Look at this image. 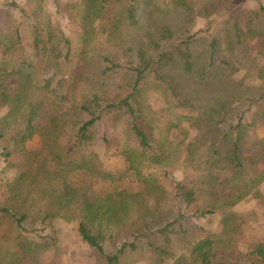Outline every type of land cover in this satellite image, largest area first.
I'll use <instances>...</instances> for the list:
<instances>
[{
	"label": "trees",
	"instance_id": "16d2710c",
	"mask_svg": "<svg viewBox=\"0 0 264 264\" xmlns=\"http://www.w3.org/2000/svg\"><path fill=\"white\" fill-rule=\"evenodd\" d=\"M139 1L80 0L77 52L48 16L44 24L36 20L34 54L29 57L12 14L0 18V108L7 107L0 117V156L12 174L0 185V264H40L41 254L58 247L59 221L77 223L95 264H124L129 252H141L147 264H227L217 258L215 248L238 247L245 218L233 207L256 192L263 174L255 178L247 173L242 155L246 111L240 113L235 105L264 103V66L255 59L238 79L235 56L256 39L264 59V6L239 10L198 50L193 48L195 33L178 36L169 23L147 17L150 25L124 38L136 63L123 67L103 44H111L122 23L129 29L137 26ZM172 1L188 8L185 0ZM249 76L259 82L248 83ZM13 77L15 87L9 83ZM149 78L170 107L182 113L160 122L145 99ZM233 111L239 114L236 122ZM39 118L44 123L37 126ZM183 121L196 129L189 141L180 129ZM122 122L137 146L136 159L124 154L128 170L143 188L103 193L96 183L113 182L115 175L104 168L99 154H70L89 147L101 124ZM221 122L230 123L229 128L220 131ZM174 129L183 137H174ZM33 136L40 145L30 149ZM255 146H264V138ZM145 165L164 166L162 176L170 187L154 174H142L140 166ZM178 167L194 171L187 184L174 177L172 170ZM216 169L231 175L221 182ZM224 189L231 194H221ZM193 204L196 208L190 211ZM212 213L221 214L218 230L196 223ZM109 241L116 251L107 252ZM250 247L264 264V242Z\"/></svg>",
	"mask_w": 264,
	"mask_h": 264
},
{
	"label": "rangeland",
	"instance_id": "374dc122",
	"mask_svg": "<svg viewBox=\"0 0 264 264\" xmlns=\"http://www.w3.org/2000/svg\"><path fill=\"white\" fill-rule=\"evenodd\" d=\"M79 1L0 0V18H3L4 14L8 11L12 14L14 21L18 24L20 38L29 57H32L34 54L32 47L34 26L38 23L37 21L44 24L48 16L51 23L60 29L65 36L70 38L72 50L77 52L80 49V37L82 34V29L76 20ZM139 2L137 26L129 29L131 28L130 25L122 23L116 35L113 36L111 44H103L113 50L123 67H130L136 63V59L132 57L134 51H132L133 49H129V46L124 43V38L128 39L129 34L132 33L131 31L135 29H138L139 32L140 27L150 25L147 17L152 16L156 22L169 23L175 29L178 36L183 35L185 32L195 33L196 37L193 40V48L198 50L202 49L205 44V38L211 32L218 35L222 31L224 21L237 15L239 10L243 8L258 9L260 6H264V0H185L187 9L179 7L172 0H150L148 2L140 0ZM98 40L103 43L104 38L99 37ZM260 46L262 45H259V42L254 39L250 41L248 51L242 50L236 54L235 60L237 66H239V70L237 71L238 79L248 70L249 64L254 65L255 59L259 64L264 66L263 57L258 55ZM122 74H125V72H122ZM46 76H51V73L47 72ZM251 76L246 78L248 83L255 84L259 82L258 79ZM59 77V75L55 76L53 83H56ZM9 83L11 87H15L17 79L13 77L9 80ZM152 85L155 86L151 78L145 81L144 95L160 122H166V120L174 118L177 112H183L180 109L171 108L162 94L156 91ZM231 105V108H233V104ZM235 106V108L240 107V113L244 110L246 111L243 118L246 135L242 155L246 157L244 162L248 169L247 173L255 178V175L261 173L263 177L256 186V192L246 195L233 207L236 212L245 218V227L239 239L238 247L235 249L215 248V253L218 259L225 260L224 262L227 264H263L259 256L251 253L250 244L257 241L264 242V158L262 156L264 146H255L257 140L264 138V103L250 104V101H241ZM6 112V106L0 108V117ZM233 115L236 118L234 122H236L239 114L237 115L233 111ZM35 123L37 126H40L44 123V120L39 118ZM112 125L113 123H108L98 126L92 144L89 147L74 149L70 157H75L91 150H95L99 154L104 168L112 171L115 175V181L113 182L99 181L96 183V189L100 192L105 193L116 190L141 191L143 183L133 171L128 170L130 164L126 161L124 155L125 153H129L133 156V159H136V153H134V148L137 147L135 139L126 130L123 122L116 126ZM180 126V129H183L185 134H187V141L196 135L195 127L186 121L181 122ZM229 126L230 123L221 122L218 124V129L224 131ZM157 130L162 132V128ZM172 133L177 138H182L184 135L176 129L172 130ZM39 145L40 138L38 136H33L28 140V147L30 149H35ZM5 165V160L0 156V185L12 177V174L5 170ZM165 169L164 166L160 165L140 166L142 174H154L160 177L163 183L165 179L162 175ZM172 171L174 177L183 184H187L188 176L194 172L192 169L181 167L173 168ZM214 174L221 182H224L231 175L230 171L223 169L214 170ZM164 185L169 186V183H164ZM221 187L219 186L218 190ZM2 193L3 191L0 190V194ZM220 193L227 195L231 194V191L224 189ZM195 208L193 204L190 205L189 210L193 211ZM220 217V213H212L196 218L195 221L199 226L208 231H216L219 229ZM57 228L59 229L58 247H51L41 254L40 264H95V255L90 247L80 239L76 229V222L67 223L59 221ZM116 249V244L113 241H109L106 247L107 252H114ZM123 261L124 264H147L142 258L141 252L126 253Z\"/></svg>",
	"mask_w": 264,
	"mask_h": 264
}]
</instances>
